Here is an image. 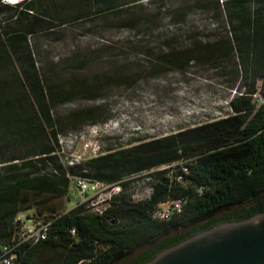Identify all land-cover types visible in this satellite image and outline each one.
I'll return each instance as SVG.
<instances>
[{"label":"rangeland","instance_id":"rangeland-1","mask_svg":"<svg viewBox=\"0 0 264 264\" xmlns=\"http://www.w3.org/2000/svg\"><path fill=\"white\" fill-rule=\"evenodd\" d=\"M14 1L0 0L10 7L0 11V31L10 27L1 34L0 103L19 98L39 81L56 132L55 136L50 129L21 135L19 131L35 126L40 118L29 108L12 113L2 109L0 178L62 176L67 180L62 195L21 192L17 213L39 220H51L77 207L85 214L99 215L104 207L99 196L123 179L129 184L118 194L133 202L148 200L156 182L173 185L174 174L184 166L182 160L155 159L149 169L119 173L121 178L115 180L105 177L117 170L106 169L108 175L100 171L102 180L87 177L82 170H87L85 162L90 159L233 114L229 100L247 88L244 79L235 75L237 52L228 44L235 32L250 36L255 27H264V0H231V21L225 10L229 2L223 0H41L35 11L43 13L45 20L27 21L25 41H13L9 36L22 28L18 18L29 0ZM12 12L17 19L9 21ZM26 50L33 74L24 62ZM173 55L180 61L174 63ZM77 85L90 90L68 93ZM254 87L251 98L262 102L259 79ZM23 161L31 162L30 167L10 168ZM75 177L92 180L96 189L78 196L72 185ZM252 204L217 214H231ZM40 260L51 263L56 256L43 254Z\"/></svg>","mask_w":264,"mask_h":264},{"label":"trees","instance_id":"trees-1","mask_svg":"<svg viewBox=\"0 0 264 264\" xmlns=\"http://www.w3.org/2000/svg\"><path fill=\"white\" fill-rule=\"evenodd\" d=\"M223 1L229 2L225 4V10L231 21L228 9L231 0ZM234 1L241 3L246 0ZM40 4L41 0H29L24 4L18 18L22 28L10 35V40L24 42L27 28L24 23H42L45 20L43 13L35 11ZM9 10V6L0 2V11ZM13 14L9 21L14 17L17 19V15ZM6 29L10 27L0 31L1 44V34H7ZM228 46L237 52L239 63L235 75L244 79V90L247 88L246 92H240L229 100L233 114L195 129L90 159L85 162L87 170H82L85 176L96 180H102L100 171L117 170V174L105 177L115 180L121 178L119 173L132 175L149 169L155 165V159H160L161 163L182 160L187 172L182 173L180 169L174 175L182 174L197 185L207 186L208 191L195 197L174 180L173 185L156 182L148 200L133 202L124 194H117L101 215L85 214L78 207L56 214L51 216L46 240L15 248L17 264H143L158 251L215 224L264 212V100L256 103L251 98L256 91L254 82L259 79L261 87L258 92L264 99V30L255 27L250 36L235 32ZM179 61V57L173 60L174 63ZM24 62L31 67L30 73L33 74L27 50ZM88 90L83 85H77L68 93ZM19 108H29L37 119L40 118L35 126L25 127L19 134L28 135L36 130L45 133L50 129L55 136L45 91L39 81L31 83L29 91L19 98L0 103V113L2 109L12 113ZM30 164L23 161L19 166L10 168L20 171L29 168ZM108 170L104 173L107 174ZM119 183L125 191L129 180ZM66 187L67 180L62 176H41L32 180L0 178V246L11 241L13 220L18 214L22 191L60 192L62 195ZM186 193H189L188 198L179 213L161 222L150 220V212L157 203L182 197ZM250 201L253 203L251 206L237 212L217 214L223 209ZM70 230H74V234ZM49 253L55 254V261L48 263L40 260V256Z\"/></svg>","mask_w":264,"mask_h":264},{"label":"water","instance_id":"water-1","mask_svg":"<svg viewBox=\"0 0 264 264\" xmlns=\"http://www.w3.org/2000/svg\"><path fill=\"white\" fill-rule=\"evenodd\" d=\"M143 264H264V212L215 224Z\"/></svg>","mask_w":264,"mask_h":264},{"label":"built area","instance_id":"built-area-1","mask_svg":"<svg viewBox=\"0 0 264 264\" xmlns=\"http://www.w3.org/2000/svg\"><path fill=\"white\" fill-rule=\"evenodd\" d=\"M181 169L182 173L187 172L184 166ZM173 180L179 187L187 190V192H191L195 197H199L208 191L207 186L197 185L179 173L174 175ZM123 181H126V179H123L121 182ZM91 182L92 180L88 178L75 177L72 185L76 189L77 195L82 196L84 193L96 189L97 186L91 184ZM122 189L123 187L118 183L117 186H111L104 197L99 196L101 199L100 202L104 205L103 209L98 211L99 215L110 206L113 197L121 192ZM150 191L152 192V188H150ZM188 194L186 193L182 197L157 203L150 212V220L161 222L168 220L173 214L179 213L188 198ZM82 201L85 202V199H81ZM13 225L11 241L8 244L0 246V264H17V256L14 250L18 245H34L46 240L50 230L51 220H39L30 216L17 214L13 220ZM70 232L74 234V230H70Z\"/></svg>","mask_w":264,"mask_h":264},{"label":"crops","instance_id":"crops-1","mask_svg":"<svg viewBox=\"0 0 264 264\" xmlns=\"http://www.w3.org/2000/svg\"><path fill=\"white\" fill-rule=\"evenodd\" d=\"M262 5H263V8H264V2H263V4H262ZM262 30H264V27L262 28Z\"/></svg>","mask_w":264,"mask_h":264}]
</instances>
